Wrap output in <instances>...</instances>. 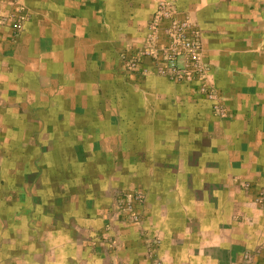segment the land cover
Masks as SVG:
<instances>
[{
  "label": "crops",
  "instance_id": "obj_1",
  "mask_svg": "<svg viewBox=\"0 0 264 264\" xmlns=\"http://www.w3.org/2000/svg\"><path fill=\"white\" fill-rule=\"evenodd\" d=\"M159 1L0 0V264H264V0H172L225 117L126 69Z\"/></svg>",
  "mask_w": 264,
  "mask_h": 264
},
{
  "label": "built area",
  "instance_id": "obj_2",
  "mask_svg": "<svg viewBox=\"0 0 264 264\" xmlns=\"http://www.w3.org/2000/svg\"><path fill=\"white\" fill-rule=\"evenodd\" d=\"M147 24L142 44L131 50L132 54H121L126 69L131 72L140 69L144 74L143 62L147 60L156 74L173 80L199 81V90L211 101L213 112L225 115L220 93L208 80V67L196 21L181 11L174 1L160 0ZM141 198L135 190L118 192L116 206L127 217Z\"/></svg>",
  "mask_w": 264,
  "mask_h": 264
},
{
  "label": "rangeland",
  "instance_id": "obj_3",
  "mask_svg": "<svg viewBox=\"0 0 264 264\" xmlns=\"http://www.w3.org/2000/svg\"><path fill=\"white\" fill-rule=\"evenodd\" d=\"M187 14L188 15H190L189 14V12H187ZM191 16V15H190ZM192 17V16H191ZM193 18V17H192ZM194 19V18H193ZM195 20V19H194ZM196 21V20H195ZM197 22V21H196ZM148 25V24H147ZM204 55V54H203ZM203 58H204V56H203ZM206 62V61H205ZM206 65H207V67H208V74H210V72H211V70H210V67H209V65H208V63L206 62ZM212 86L214 87L215 85L214 84H212ZM216 88V87H215ZM209 100V99H208ZM225 108V107H224ZM226 109V108H225ZM228 113H226L225 115H217V114H215L217 117H225L226 115H227ZM242 188H244V189H246V188H249V186L247 185V184H245V185H243L242 184ZM126 190H129V191H138L139 192V194L141 195V202L140 203H137L136 205H134V207H133V209H131L132 211L130 212V214L129 215H127V217L125 216V214L123 213H121L120 212V209L119 208H117V206L114 208V211L121 217V219H123V220H126V221H128V222H130V223H135V222H140L141 221V217H136L134 214H133V211L137 208V206L138 205H141L142 203H143V201H144V199H145V195H144V193H143V191L141 190V189H139V188H137V187H134V186H128V187H125V188H122V189H120V190H118V191H116L115 193H114V200H115V202H116V193H118V192H123V191H126ZM116 205V204H115ZM108 214V213H107ZM107 227H108V225H107ZM108 243V242H107ZM113 241L110 243V246L111 245H113ZM158 243V242H157Z\"/></svg>",
  "mask_w": 264,
  "mask_h": 264
}]
</instances>
